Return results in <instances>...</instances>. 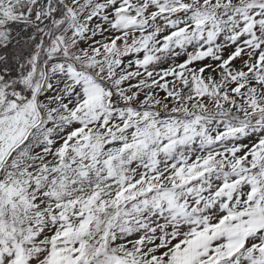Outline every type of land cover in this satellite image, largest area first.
<instances>
[{
	"label": "snow or ice",
	"instance_id": "obj_1",
	"mask_svg": "<svg viewBox=\"0 0 264 264\" xmlns=\"http://www.w3.org/2000/svg\"><path fill=\"white\" fill-rule=\"evenodd\" d=\"M0 264H264V0H0Z\"/></svg>",
	"mask_w": 264,
	"mask_h": 264
}]
</instances>
